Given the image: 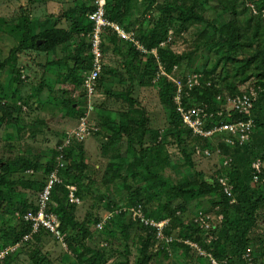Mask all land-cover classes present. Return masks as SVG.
Listing matches in <instances>:
<instances>
[{
    "label": "trees",
    "instance_id": "1",
    "mask_svg": "<svg viewBox=\"0 0 264 264\" xmlns=\"http://www.w3.org/2000/svg\"><path fill=\"white\" fill-rule=\"evenodd\" d=\"M29 1L37 2V0ZM139 4L140 7H137ZM97 6L95 0H92V3L75 2L65 8L60 15L42 17L38 23L41 26L35 31L32 19L28 15L29 9L25 7L20 8V16H0V26L3 24L10 26V29L6 28L5 31H9L10 35L21 37L19 44L11 47L7 58L0 57V72L11 66L13 70L8 82L15 87L11 96L0 87V109L3 112L0 115V126L3 123L8 126L10 123L11 127L16 128L17 134L23 130V127L25 128L20 112L26 105L27 99L18 98V104L4 101L8 97L14 99L24 82L22 70L14 63L17 52L21 49L31 48L46 53L58 51L59 55L62 53L59 62L67 65L65 76L67 81L71 85L83 87L84 74L92 67L91 32L95 25L88 18V14L96 10ZM209 10L212 11L213 17L207 16ZM105 17L131 36L128 38L121 36L110 24L103 30L104 53L108 50L121 52L123 60L120 68L116 69L105 64L97 85L100 86L105 81L104 73L114 74L120 82H124L126 75L123 74V69L128 73L131 82L130 88L126 91L108 93L110 96L128 101L129 110L120 112L116 118H101L98 121L99 127L105 126L109 130V143L124 144V148H121L109 161L104 179L110 182L118 180L126 193V201L130 205L141 204L145 215L149 218L157 221L172 219L178 211L185 212L184 218H177L182 231L181 235L180 231L178 232L179 237L198 242L217 264H249L247 256L250 255V247L257 238L253 237V230L259 219H262L260 214L264 212L262 182L264 178V0H106ZM63 21L67 26L61 25ZM202 22H206L207 28L204 32L200 31L196 34L197 38L194 37L192 48L183 52L176 51L172 46L174 41L172 39L187 31L190 26ZM81 35L84 37L83 42H76V36ZM201 39L205 41L201 42ZM66 43H71L73 46V50L68 54L64 53ZM200 49L204 51L201 53L200 64H196V53ZM193 63L194 72L203 76L199 85L184 93L182 104L185 107L201 106L205 111L213 112L214 117L206 119L207 127L222 121L252 118L254 127L249 140L232 145L223 139L225 134L212 138L200 137L194 135L192 129L184 123L178 104L175 102L176 84L170 75L182 66H186L187 70L184 72L187 75V72L192 71ZM159 68L161 73L158 72ZM156 74H158L157 80H155ZM246 83L248 86L241 88ZM155 84L161 102L167 110V123L170 129L168 134L149 125L146 108L141 106L131 93L137 86ZM45 86H48V91L53 92V86L42 79L36 87L38 97ZM75 86L57 90L63 95L61 103L64 114L79 121L81 117L88 116L91 121L90 114L93 107L88 110L87 105L86 109H80L78 101L72 100L71 96L67 97ZM251 89L257 92V97L249 113L225 110L227 95L244 94ZM83 95L81 94L79 99L83 98ZM29 98L33 97L29 96ZM36 103L40 106L41 99L38 98ZM220 112L222 113L219 114ZM37 121L36 124L41 122L40 119ZM93 131L98 133L99 129L94 127ZM8 137L12 139L10 135ZM163 137L174 139L183 155V159L179 161L184 162L185 165L193 166L192 153L197 143H202L203 147L211 150L219 148L222 156L230 158L229 164L219 170L217 176H207L202 171H196L195 179L184 178L187 180L178 184L167 183L154 168L155 164L168 160L171 156L164 150L166 145L165 141L161 140ZM84 141L85 139L79 141L73 138L64 148L65 163L59 171L62 181L57 182L53 187L50 206L61 221L59 231L71 250L81 257L84 255L82 261L86 264H104L107 261L106 253L96 244L89 242L92 238L90 219L86 217L83 221L77 220L76 205L68 200L67 185L75 176L78 179L72 184L77 186L76 194L81 200L94 196L92 187L94 181L85 173L87 163ZM63 142L64 140L60 144ZM57 147L51 150L52 153L45 164L39 159V155L35 157L27 153L17 154L13 158L4 156L0 158V210L6 208V203L16 202L15 190L18 186L31 188L40 195L50 174L59 164L60 151ZM149 153H152L155 162L149 159ZM257 161L263 164L261 173H258L260 176L258 180L255 179L257 171L253 166ZM43 166L47 175L46 181L25 177L24 173L29 171L34 173ZM221 178L226 180L227 185L221 182ZM152 184L155 189L150 191ZM159 195L160 198L165 196L166 200L153 203V199ZM206 197L210 198L212 207H218L222 216L219 224H214L209 231L200 228L193 218L185 215L190 203L194 200L201 201ZM14 209L18 216L15 224L5 227L8 220H2V236L10 245L23 240L26 234L31 233L32 223L26 221L23 215L29 210H37L38 201L34 205L24 198L19 199ZM115 219L108 220V223L117 222V230L126 240V252L132 244L130 243L133 239L132 230L140 229L139 222L122 209L116 212ZM156 228L153 225H142V231L138 234L141 244L135 264H149L156 259L157 255L155 256L151 251V246L158 241L156 231L159 232V229ZM145 230L146 234H143ZM44 232L54 235L44 227L34 234L40 237ZM166 233L171 235L172 231L167 228ZM170 245L182 247L183 252L178 254L184 258L181 264H189L193 247L176 240ZM11 254L5 258L11 257ZM159 257L166 260L165 264H171L173 258L167 248L160 249ZM195 257L198 264H213L212 258L208 255L198 253ZM45 259V256L35 254L33 264H44Z\"/></svg>",
    "mask_w": 264,
    "mask_h": 264
},
{
    "label": "rangeland",
    "instance_id": "2",
    "mask_svg": "<svg viewBox=\"0 0 264 264\" xmlns=\"http://www.w3.org/2000/svg\"><path fill=\"white\" fill-rule=\"evenodd\" d=\"M82 1L92 3V0H37V2L29 0H0V16H20V8L25 7L26 9H29L28 15L32 19V25L35 31L40 28L41 25H38V23L41 21L40 19L42 17L60 15L65 8H68L75 2L81 3ZM137 7H140V4L139 6L137 5ZM207 16H214L211 10L208 11ZM14 24L15 23H13V25ZM61 25L65 27L67 26V23L63 21ZM6 28L10 29V26H6V24L0 26V57L2 59L7 58L11 47L18 45L21 40L20 36L15 34L10 35L9 31L6 32ZM206 28V22L190 26L187 31L172 39V41L174 40L172 43L173 48L178 52L191 49L194 45V37L196 36L197 38L196 34L200 31L204 32ZM83 40V35L76 36V42L81 43ZM204 41V39H201V42ZM72 50L73 46L71 43H66L64 45L65 54H68ZM203 51L204 49H200L196 53V64H200L201 53ZM61 55L62 53L59 55L58 51L46 53L31 48L21 49V51L17 52L14 63L20 68V70H22L21 74L24 82L19 87V91L14 99L8 97L4 101L7 103L17 102L18 104V98L22 97L27 99L26 105L23 106L22 111L20 112L21 119L24 122L23 126H25V128L23 127V130L17 134L16 128L11 127L10 125L12 124L10 123H8V126L5 123L0 126V158L3 156L13 158L17 154L27 153L35 155V157L36 155H39V159L45 164V161L49 159L52 153L51 150L58 146V144L66 138L67 134L78 126L80 122L78 119L65 116L61 103L63 95H61L60 92H57L58 89H70L75 86L71 85L65 77L67 65L63 62H59V57ZM122 60L123 56L121 52L115 53L108 50L105 53V64L107 66L115 69L120 68ZM51 61L54 62L51 63ZM194 68L195 65L193 63L192 71L187 72V75H185L184 70H187V68L186 66H182L176 69L175 72L170 75V78L174 80V78H185L189 75L201 74L194 72ZM12 70V67L8 66L3 72H0V87H2L3 91L5 90L7 94H10V96L11 92L15 89V87L9 85L8 82L12 75ZM122 72L126 75L124 82H120L119 78L114 74L104 73L103 76L105 81L100 86H97L95 92L96 95L89 97L84 86L82 87L81 85H76L73 92L67 95V97L71 96L72 100L78 101L80 109H86L88 102L91 103L93 109L90 114L92 119L90 124L92 127L97 128V130L99 129L98 133L92 131L91 135L84 141L85 162L87 163L85 173L90 175L94 181L92 186L94 196L82 199L81 204H75L76 219L79 221H83L86 217L90 219L92 238L89 242L90 244H96L98 248H101L106 253L107 261L104 264H135L137 261L141 244L138 234L142 231L141 228L143 224H145V226H152L140 217H136L138 215L139 206H141V214L144 216L145 220H154L156 223L164 222L161 234H159L158 230L156 231V240L158 241L151 246V251L155 253V256L157 255L156 259L149 264L166 263L164 258L160 259L159 257L161 248H167L172 253L173 258L171 264H181L184 258L183 256H178V254L183 252V248L170 245L175 240L184 244H189L193 247L194 250L190 253L191 259L188 260L189 264H198V260L195 257L198 253L204 256L208 255L212 258L198 242L179 237L182 231H180L181 225H179L177 218H184L185 212L178 211L176 216L172 219L165 218L157 221L154 218H149L145 215L141 204H138L137 206L130 205L126 201V193L121 188L122 185H119L118 180L110 182L104 179V177H106L109 161L121 148H124V144L109 143V130L105 126H100V128L98 121L101 118H116L120 112H125L130 108L128 101L108 94L109 92L118 93L120 91H126V89L130 88L131 81L129 75L125 69H123ZM158 72H160V68L158 69ZM155 77V80H157L158 74H156ZM42 79H45L53 86V92L48 91V86H45L43 92L38 97L36 87ZM247 86L248 83L241 86V88L244 89ZM131 93L134 98L138 99L140 105L146 108L149 117V125L162 130L166 134L170 133L169 124L167 123V110L159 97L157 84L145 87L137 86L133 92L131 91ZM81 94H84L83 98L79 99ZM29 96H32L33 98H29ZM38 98H40L42 102L40 106L36 105ZM75 106H77V103ZM2 114L3 112L0 109V115ZM38 119H40L41 122L36 124ZM8 135H10L13 140L9 139ZM161 140L163 142L165 141L164 144L166 146L164 150L171 156L168 160H162L155 164L154 168L156 169V173H158L167 183L178 184L187 180L184 178L195 179L194 176L196 171H202L207 176H217L218 171L226 168L225 165L229 164L230 158L222 156L221 150L216 148V146V149L211 150L207 147H203L201 145L202 143H197L198 145L195 144L196 148L192 153L193 166L185 165L184 162L179 161L183 159V155L175 144L174 139L163 137ZM8 141L10 142L8 143ZM206 151L209 153H206ZM164 156L165 154H163L162 157ZM149 159L152 162H155V159L152 158V153H149ZM160 163L161 166L164 167H161ZM44 167L45 166L40 167L34 173L29 171L24 173V175L25 177L46 181L47 175L44 173ZM261 168H263V164ZM77 179L78 177L75 176L74 179H71L70 184L76 182ZM83 179L85 180V176ZM262 182L264 186V178ZM154 189V184H152L151 189L149 190L153 191ZM15 191L16 202H13L12 204L6 203V208L0 210V251L10 245L5 237L2 236V220H8L5 227L15 224L18 219L16 214L17 211L14 209L17 201L24 198L29 203L36 205L39 199V192H36L31 188L18 186ZM209 197L212 198L211 196ZM210 198L206 197L201 201L194 200L190 203L189 207H187V213L185 214L190 218H193L200 228H205L207 231H209L210 228H213L212 226H214V224H219L222 219L218 207H212ZM159 200L164 202L166 198L165 196L160 198L159 195L153 199V203H157ZM114 208L117 209L114 210ZM121 209L127 211L132 218H136L139 222L138 225L140 228L135 231L132 230L131 236L133 237V242L130 241V243H132L131 247L126 252V240L123 239L117 230V222L113 221L114 223L112 224L108 223V220H114L116 218V212H119ZM261 217L262 219H259L257 226L253 230V237L257 238H255L250 247V255L247 256L249 264H264V212L260 214V218ZM99 224H102V226L99 227ZM167 228L172 231L171 235L166 233ZM179 231L180 235H178ZM143 234H146V230ZM27 236L26 239L21 240L17 252L11 254V257L9 258H4L5 260L2 259L0 264H33V256L35 254L45 256L46 259L44 264H86L82 261L85 256L83 255V257H81L78 253H74L66 240H64V236L59 238L45 232L40 235V237H36L35 234ZM204 242L207 244L205 239ZM212 263L217 264L213 258Z\"/></svg>",
    "mask_w": 264,
    "mask_h": 264
},
{
    "label": "built area",
    "instance_id": "3",
    "mask_svg": "<svg viewBox=\"0 0 264 264\" xmlns=\"http://www.w3.org/2000/svg\"><path fill=\"white\" fill-rule=\"evenodd\" d=\"M95 3L98 5L97 9L88 14V18L94 22V29L91 32V54H92V67L90 71L85 72L84 74V89L87 92L89 97L96 95L97 90V80L101 76L104 65H105V53L103 50V39L102 32L109 24L118 32L121 36L130 37V33H126L122 28H120L117 24L110 23L105 17V5L106 0H95ZM164 44V43H162ZM177 67H175L176 69ZM165 74L164 71H162ZM202 74H194L189 75L186 78H174V82L176 84V95L175 102L178 104V110L183 117L184 123L189 126L194 135L204 137V138H212L219 134H225L224 140L227 143L232 145L237 142L242 143L250 138L251 131L254 127V121L252 118L247 120H237V121H222L219 124H213L210 127L206 126V119H212L214 117L213 112H207L201 106H190L185 107L182 104V97L184 93H188L192 88L196 85L200 84ZM257 97V92L253 89L245 92L244 94H236L226 97L227 105L226 109L228 112L231 110H235L240 113H249L251 108L253 107L254 100ZM88 110L92 109V105L88 103ZM220 112L219 114H221ZM88 116H83L80 119L78 126L69 132L64 139V142L58 145V150L60 151V155L58 156V166L57 168L50 174L47 184L44 190L40 193L38 199V209L37 210H29L26 212L23 217L26 221L32 223V231L29 234H26L23 239H26L28 236L36 233L41 227L46 228L48 231L53 233L56 237H63V235L59 231V227L61 225V221L57 214L51 210V193L54 185L57 182L62 181L59 175V171L64 166L65 156H64V148L67 147L72 139H78L82 141L86 139L89 135H91L94 127L90 124V120ZM206 153H209L206 151ZM256 168L257 174H255V179L258 180L260 176L258 173L262 171V163L257 161L253 164ZM221 182L224 185H227L225 179L221 178ZM68 192V200L72 204H81V198L76 194L77 186L75 184H70L67 186ZM138 215L136 213V217H140L142 220L146 221V223L156 226L159 229V234L162 232V228L164 226V222H154V220H145L144 216L141 214V206L138 207ZM99 227L102 224L98 225ZM27 236V237H26ZM21 241L9 245L3 248L0 251V261L4 259L7 255L11 253L17 252ZM250 251V249H248Z\"/></svg>",
    "mask_w": 264,
    "mask_h": 264
}]
</instances>
